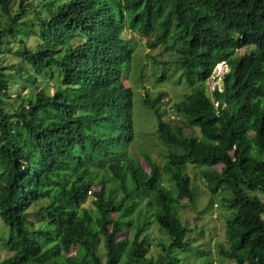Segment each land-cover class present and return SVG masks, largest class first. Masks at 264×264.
<instances>
[{"label": "trees", "instance_id": "16d2710c", "mask_svg": "<svg viewBox=\"0 0 264 264\" xmlns=\"http://www.w3.org/2000/svg\"><path fill=\"white\" fill-rule=\"evenodd\" d=\"M126 32L182 84L172 117L141 88L161 162L128 155ZM194 173L225 194L218 256L264 264V0H0V264H177Z\"/></svg>", "mask_w": 264, "mask_h": 264}, {"label": "rangeland", "instance_id": "374dc122", "mask_svg": "<svg viewBox=\"0 0 264 264\" xmlns=\"http://www.w3.org/2000/svg\"><path fill=\"white\" fill-rule=\"evenodd\" d=\"M124 36L130 37V39L134 40L135 46V50L133 51L129 64L128 73H123V83H128L132 92L131 120L133 138L128 145V155L132 157H134V155L138 156V159L141 160V154L147 151L150 152L151 157H154L156 160L161 162V154L163 151L166 152V150L169 149V146H167V144H161L156 137V120L152 112L142 104L143 93L141 88L146 86V91L148 89V91H151V94L156 93L157 90L165 93L162 97V102L164 103L162 106L166 109V114L164 115V117H166L168 116V109L170 105L177 98H179V94L182 93V84H174L177 73H175L173 68L163 69L160 66H153L152 63L146 64V62L141 59V56L147 50V47L144 44L145 38H137L128 32H126ZM237 52H245V49H239ZM5 59L8 63L15 60V58L9 54L5 55ZM223 71H225L223 62L216 64L213 68L211 75L205 81V87L208 94L212 91V89L219 87L220 77ZM161 72L164 73L165 78L164 80L156 83L154 80L155 75L160 74ZM141 75L142 77H140ZM48 86L52 88L50 81H48ZM189 165L190 164H186L185 167V171L187 173L190 168ZM189 172L192 173L191 170ZM198 178V175L194 173L193 183L192 179H190V186L192 188L194 187L196 191L195 200H193L196 201L199 212L203 210V212L199 214L193 212V217L196 216L194 217L196 218L195 224H199V226H193L192 213L190 210L186 209L184 214L186 215L187 224L191 226V230L188 231L184 239L185 241L187 239L188 246L185 249H176L173 254L178 259L177 264H199L200 262H205L209 259V257L205 256V254L196 255L193 253L195 245L199 244L203 237V244L200 247L205 250L206 255L212 257V264H231V260H224L221 256H218L215 244L216 242L223 240V233L225 231L224 224L222 223L221 225L219 218L216 217V214L225 210L224 200H222L225 196L224 191L218 190L212 193L207 190L206 185L205 190ZM255 195L264 204V193L261 191H255ZM262 217L264 218V213ZM204 223L212 229L208 230L209 234H206V232L205 234H202L201 237L200 230L198 229L203 227ZM152 232L153 229L151 230V235ZM154 235H156L155 232ZM165 240L169 243L168 237H166ZM150 249L153 253L159 250L153 245H151Z\"/></svg>", "mask_w": 264, "mask_h": 264}, {"label": "clouds", "instance_id": "9594fccd", "mask_svg": "<svg viewBox=\"0 0 264 264\" xmlns=\"http://www.w3.org/2000/svg\"><path fill=\"white\" fill-rule=\"evenodd\" d=\"M125 37H126V36H125ZM126 38H128L130 41H132V39H130V37H126ZM224 66H225V65H224ZM126 73H128V71H127ZM220 79H221V77H220ZM123 82H124V78L122 79V85H123V86H126V87H129V86H128V83H125V84H124ZM164 102H165V101H164ZM168 116H169V117H172L173 115H172V114H169Z\"/></svg>", "mask_w": 264, "mask_h": 264}]
</instances>
